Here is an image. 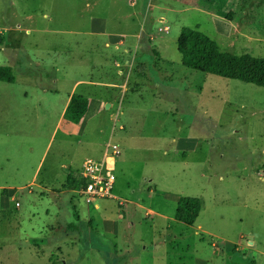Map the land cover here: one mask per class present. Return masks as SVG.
Masks as SVG:
<instances>
[{
    "label": "rangeland",
    "instance_id": "rangeland-1",
    "mask_svg": "<svg viewBox=\"0 0 264 264\" xmlns=\"http://www.w3.org/2000/svg\"><path fill=\"white\" fill-rule=\"evenodd\" d=\"M184 28L264 58V0H0V264H264V87L183 66ZM108 143L118 200L88 204L69 176Z\"/></svg>",
    "mask_w": 264,
    "mask_h": 264
},
{
    "label": "trees",
    "instance_id": "trees-1",
    "mask_svg": "<svg viewBox=\"0 0 264 264\" xmlns=\"http://www.w3.org/2000/svg\"><path fill=\"white\" fill-rule=\"evenodd\" d=\"M178 51L182 57V64L186 68L264 87V58L253 57L249 54L223 53L214 40L198 30L182 29L178 39ZM16 80L14 69L11 66H0V82L14 84ZM89 106L90 100L87 97L74 94L63 120L72 124L81 123ZM79 175L80 171H78L76 179L72 172L70 173L69 189L71 191L81 188L82 183ZM201 210L202 200L200 198L181 197L177 203L175 219L179 223L192 226L196 223ZM75 220L77 223L81 221L78 213H75ZM77 223L69 224L68 230L71 232L80 231V225Z\"/></svg>",
    "mask_w": 264,
    "mask_h": 264
},
{
    "label": "built area",
    "instance_id": "built-area-1",
    "mask_svg": "<svg viewBox=\"0 0 264 264\" xmlns=\"http://www.w3.org/2000/svg\"><path fill=\"white\" fill-rule=\"evenodd\" d=\"M109 148L111 152H108L103 160L85 158L83 162L79 175L82 186L78 192L81 197L88 201L96 199L118 200L113 195L115 174L108 160L116 159L121 151L117 145H110ZM120 204L124 205L122 202ZM16 207H20L18 202L16 203ZM150 215L153 217L156 213L152 212ZM243 243V239H238L236 246L240 247Z\"/></svg>",
    "mask_w": 264,
    "mask_h": 264
},
{
    "label": "crops",
    "instance_id": "crops-1",
    "mask_svg": "<svg viewBox=\"0 0 264 264\" xmlns=\"http://www.w3.org/2000/svg\"><path fill=\"white\" fill-rule=\"evenodd\" d=\"M166 29H169V27L167 26L166 27ZM78 84V85H77ZM95 84H98V85H101V86H99V87H104V85L102 84V83H97V82H87V81H77V83H76V85H74V87H73V89H79L81 86H88V87H90V86H92V85H95ZM106 86V85H105ZM110 86H114V85H110ZM114 87H117V88H120V87H122V86H114ZM74 95V93H72L71 92V94L69 95V97H68V99H67V102H66V104H65V106H64V109H63V111H62V113H61V118H63V116H64V114H65V111H66V109H67V107H68V104H69V102H70V100H71V97ZM110 107H112V106H110ZM119 130L120 131H125L126 130V127L125 126H119ZM110 145H116V144H111V143H108L107 144V148L108 149H110L109 148V146ZM117 146H119V144L117 145ZM109 151L108 150H106V152L103 154V158H101V159H99V160H103L104 158H105V155L108 153ZM84 162V161H83ZM108 162L110 163H112L110 166L113 168V166L115 165V159H110V160H108ZM81 171V170H80ZM83 198V197H82ZM85 201H86V203H92V202H94V201H96V200H99V199H96V200H93V201H89V202H87V200L85 199V198H83ZM178 203V202H177ZM252 240H253V238H252ZM252 244V243H251Z\"/></svg>",
    "mask_w": 264,
    "mask_h": 264
},
{
    "label": "water",
    "instance_id": "water-1",
    "mask_svg": "<svg viewBox=\"0 0 264 264\" xmlns=\"http://www.w3.org/2000/svg\"><path fill=\"white\" fill-rule=\"evenodd\" d=\"M108 108H110V105H108ZM250 240H251V243H252V237L250 238Z\"/></svg>",
    "mask_w": 264,
    "mask_h": 264
}]
</instances>
